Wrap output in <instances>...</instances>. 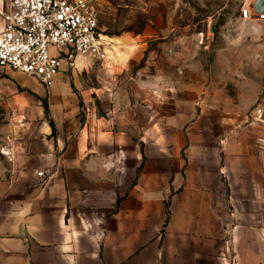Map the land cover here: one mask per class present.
<instances>
[{
  "label": "crops",
  "instance_id": "crops-1",
  "mask_svg": "<svg viewBox=\"0 0 264 264\" xmlns=\"http://www.w3.org/2000/svg\"><path fill=\"white\" fill-rule=\"evenodd\" d=\"M66 72L48 90L50 121L10 151L0 179V264H264L254 123L234 130L183 112V99L169 111L159 85L126 100L76 93Z\"/></svg>",
  "mask_w": 264,
  "mask_h": 264
},
{
  "label": "rangeland",
  "instance_id": "rangeland-1",
  "mask_svg": "<svg viewBox=\"0 0 264 264\" xmlns=\"http://www.w3.org/2000/svg\"><path fill=\"white\" fill-rule=\"evenodd\" d=\"M256 1L90 0L108 45L102 58L69 68L66 82L76 93L102 89L121 100L137 98V90L147 95L145 84L148 91L159 85L151 94L169 111L183 99L178 108L185 113L225 117L237 131L254 123L264 136V124L256 123L264 122V21L240 18ZM9 2L0 0V14ZM91 99L98 104L95 93ZM49 104L36 79L0 70V179L11 173L10 151L27 142L33 126L50 121Z\"/></svg>",
  "mask_w": 264,
  "mask_h": 264
},
{
  "label": "built area",
  "instance_id": "built-area-1",
  "mask_svg": "<svg viewBox=\"0 0 264 264\" xmlns=\"http://www.w3.org/2000/svg\"><path fill=\"white\" fill-rule=\"evenodd\" d=\"M253 14L246 8L240 18ZM90 0H10L0 14V70L34 78L48 91L77 58H102L105 46ZM42 183L48 175L40 171Z\"/></svg>",
  "mask_w": 264,
  "mask_h": 264
},
{
  "label": "water",
  "instance_id": "water-1",
  "mask_svg": "<svg viewBox=\"0 0 264 264\" xmlns=\"http://www.w3.org/2000/svg\"><path fill=\"white\" fill-rule=\"evenodd\" d=\"M252 12L256 15L264 14V0H257L252 7ZM213 31L212 29L211 32Z\"/></svg>",
  "mask_w": 264,
  "mask_h": 264
}]
</instances>
